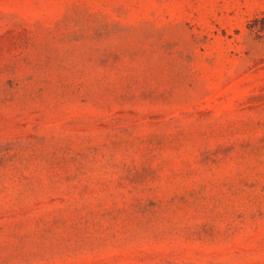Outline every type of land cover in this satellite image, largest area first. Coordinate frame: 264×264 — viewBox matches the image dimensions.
Here are the masks:
<instances>
[{
    "label": "rangeland",
    "instance_id": "374dc122",
    "mask_svg": "<svg viewBox=\"0 0 264 264\" xmlns=\"http://www.w3.org/2000/svg\"><path fill=\"white\" fill-rule=\"evenodd\" d=\"M0 264H264V0H0Z\"/></svg>",
    "mask_w": 264,
    "mask_h": 264
}]
</instances>
